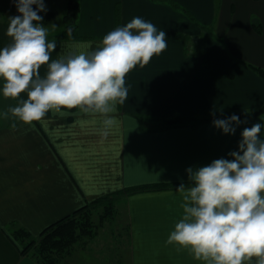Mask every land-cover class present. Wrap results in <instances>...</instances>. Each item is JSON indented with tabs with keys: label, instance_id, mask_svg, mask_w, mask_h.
I'll return each mask as SVG.
<instances>
[{
	"label": "crops",
	"instance_id": "1",
	"mask_svg": "<svg viewBox=\"0 0 264 264\" xmlns=\"http://www.w3.org/2000/svg\"><path fill=\"white\" fill-rule=\"evenodd\" d=\"M77 2V39H52L53 60L95 50L105 35L134 17L163 30L168 47L125 76L128 99L108 114L115 124L106 139L104 114L79 107L52 109L31 125L10 112L0 117V264H36L19 253L12 227L36 237L86 203L135 188L139 192L121 199L128 264H207L166 243L183 216L177 189L182 183L186 190L193 186L186 169L232 159L228 153L239 150L243 129L264 125V114H258L264 78L254 70H264V0ZM9 17L0 7V49L11 43ZM47 70L41 66V77ZM2 85L0 80V113L18 106V99L3 96ZM233 114L241 121L233 124L234 134L213 125ZM173 118L197 121L161 126ZM155 186L166 188L143 190Z\"/></svg>",
	"mask_w": 264,
	"mask_h": 264
},
{
	"label": "clouds",
	"instance_id": "2",
	"mask_svg": "<svg viewBox=\"0 0 264 264\" xmlns=\"http://www.w3.org/2000/svg\"><path fill=\"white\" fill-rule=\"evenodd\" d=\"M18 15L9 17L7 36L11 43L0 49L2 94L18 99L9 112L24 124L41 121L61 107L104 114L101 137L106 139L115 120L109 116L128 99L125 76L149 63L168 47L166 33L141 17L117 27L104 36L101 46L85 54H69L53 60L56 41L48 40V27L40 12L44 0H12ZM35 5V9L33 8ZM72 36V29L67 30ZM47 65L46 75L40 68ZM27 99H21V93ZM240 118L215 119L224 134H234ZM16 127V123L11 125ZM264 125L244 128L238 151L232 159H216L206 166L186 169L192 187L177 189L182 194V219L175 224L166 243L188 249L207 264H244L253 257L264 264Z\"/></svg>",
	"mask_w": 264,
	"mask_h": 264
},
{
	"label": "trees",
	"instance_id": "3",
	"mask_svg": "<svg viewBox=\"0 0 264 264\" xmlns=\"http://www.w3.org/2000/svg\"><path fill=\"white\" fill-rule=\"evenodd\" d=\"M77 13V0H68L66 10L62 17V29L56 33H49L48 40L77 39ZM69 28L72 29L71 37L67 36V30ZM254 70L264 78V70ZM60 109L68 112H74L76 110V108L68 109L65 107H61ZM258 114H264V107L258 111ZM195 121L197 120L191 118H173L161 121V126L170 128ZM164 188L166 187H143V190L152 191ZM136 192H139V189H127L113 195L101 197L90 203H86L84 206L75 210L72 214L45 227L36 237L31 236L30 233L20 227H12L11 235L20 245L19 253L32 258L36 264H68V257L73 251V245L77 244L81 239L85 240L86 238L95 235L94 229L96 227L93 222V211L96 208H100L101 216L99 219H109L113 216L112 208L114 207L116 200H121L123 197Z\"/></svg>",
	"mask_w": 264,
	"mask_h": 264
},
{
	"label": "rangeland",
	"instance_id": "4",
	"mask_svg": "<svg viewBox=\"0 0 264 264\" xmlns=\"http://www.w3.org/2000/svg\"><path fill=\"white\" fill-rule=\"evenodd\" d=\"M68 0H44L46 11L40 12L42 23L48 27V34L61 30L62 17ZM1 4V8L12 16L18 15L14 3ZM35 5L33 8L35 9ZM51 14V16H50ZM113 216L99 219L101 209L93 211L95 235L73 245L68 264H128L125 207L121 200H116L112 208Z\"/></svg>",
	"mask_w": 264,
	"mask_h": 264
}]
</instances>
